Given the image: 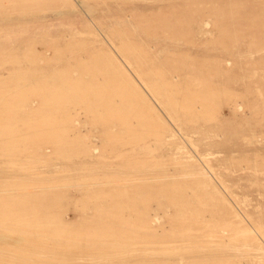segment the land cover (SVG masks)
I'll use <instances>...</instances> for the list:
<instances>
[{
	"label": "rangeland",
	"instance_id": "obj_1",
	"mask_svg": "<svg viewBox=\"0 0 264 264\" xmlns=\"http://www.w3.org/2000/svg\"><path fill=\"white\" fill-rule=\"evenodd\" d=\"M0 264H264V0H0Z\"/></svg>",
	"mask_w": 264,
	"mask_h": 264
}]
</instances>
